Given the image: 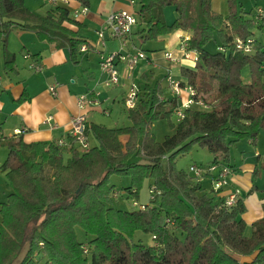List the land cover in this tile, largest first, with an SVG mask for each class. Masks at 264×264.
Wrapping results in <instances>:
<instances>
[{
  "label": "trees",
  "instance_id": "1",
  "mask_svg": "<svg viewBox=\"0 0 264 264\" xmlns=\"http://www.w3.org/2000/svg\"><path fill=\"white\" fill-rule=\"evenodd\" d=\"M72 1L89 5V0ZM228 6L223 16L213 11L211 0L137 3L133 31L138 28L141 42L183 31L189 33L188 49L197 53L195 63L180 69L178 81L206 108L184 110L174 133L163 141H156L151 123L170 122L178 100H160L158 84L146 86L148 98L126 110L129 125L87 124L89 142L91 137L95 141L87 152L67 151L57 143H27L21 135L0 136V147L7 151L0 170L9 191L0 202V264H264V216L246 236L239 198L226 207L220 192L207 190L175 167L176 158L195 145L211 154L207 165L229 167V149L242 139L255 145L264 131V44L255 36L264 29L255 9L264 6L255 4L251 12L238 8L236 0ZM166 7L175 10L170 24L163 16ZM13 27L67 45L74 63L84 43L78 36L80 24L67 7L54 6L40 15L29 12L24 0H0V53L8 72L14 66L6 50ZM236 40L250 41V53L238 50ZM211 41L217 44L215 53L206 50ZM111 176L129 179L121 191L135 202L150 181L152 198L147 204L138 202L143 210L113 206L123 193L110 185ZM76 228L91 237L87 243L77 240ZM137 232L150 236L153 244L135 239Z\"/></svg>",
  "mask_w": 264,
  "mask_h": 264
},
{
  "label": "crops",
  "instance_id": "2",
  "mask_svg": "<svg viewBox=\"0 0 264 264\" xmlns=\"http://www.w3.org/2000/svg\"><path fill=\"white\" fill-rule=\"evenodd\" d=\"M221 1L214 7V2L211 0V6L213 11L226 16L229 12V0ZM29 4H31L30 0H24V6L29 12L35 10L36 12L37 10L46 12L54 6H64L69 9L70 13L71 11L75 13L82 7L72 0H68L67 4L61 0H54V4L47 0H41L40 9H32ZM95 4L96 7L89 4L87 14L79 15L76 19L80 24L79 39L84 41L76 56V63L71 61L67 45L58 46L55 42H48L39 38L34 31L25 30L22 27L11 29L7 37L6 50L14 57L13 71L8 72L2 68L3 57L0 53V136L12 137L15 136L16 131L24 130L21 136L27 143L58 144L59 141H63L67 143L63 146L67 151L71 149L79 151L77 146L71 148V144L68 145L71 143L68 135L71 119L80 114L77 106V98L80 95L97 100L99 103L98 106H91L87 111L88 124L102 125L94 120L99 115L110 114L112 106L118 105L126 114L123 100L131 82L122 75V65H117L121 74L119 83L112 87L105 85L107 76L101 73L99 68L101 57L116 52L120 43L111 39L106 33L105 50H101L97 42V31L105 23L109 14L119 11L133 13L135 8L128 0H97ZM240 5L243 7L242 3ZM257 6L261 5L257 4ZM163 16L167 24L173 21L168 22L171 18L168 10H165V13L163 11ZM67 26L73 31L77 30L72 25ZM137 30L136 27L127 40L125 51L132 52L134 49H139L137 43H143L136 35ZM262 34H264V29L255 32L258 39ZM181 36H189V33L175 31L158 38L155 42V45L158 46L157 51L146 53L147 59L135 67L131 80L138 86L139 95H142L139 96L138 102L148 98V91L145 87L152 88L155 84H158L163 91V95L159 97L160 100L175 97L168 88L167 73L175 80H179L181 79L180 69L191 66L190 62L180 61L182 54L178 49V41ZM165 52H170L178 62L167 61L164 57ZM32 63L40 66L41 70L39 72L30 70L29 66ZM162 79L166 86H163ZM52 85H56V96H51L48 92ZM166 91H169V95ZM49 118L51 119L48 120ZM7 124L13 132L10 136L2 133L4 125ZM248 142L250 143L249 140ZM65 157L68 155L66 154ZM232 163L233 165L228 164L231 172L227 176V185L222 189L220 196L226 197L232 190L239 191V199L245 208L241 218L248 228L264 216V157L259 151H256L253 157L243 158L238 166L234 161ZM210 180V178L198 179L202 185L204 181L208 182L209 185L204 186L207 190L211 188ZM8 193L9 191L6 189L4 201ZM145 200V195H139L138 202L140 204H145Z\"/></svg>",
  "mask_w": 264,
  "mask_h": 264
},
{
  "label": "built area",
  "instance_id": "3",
  "mask_svg": "<svg viewBox=\"0 0 264 264\" xmlns=\"http://www.w3.org/2000/svg\"><path fill=\"white\" fill-rule=\"evenodd\" d=\"M49 3L54 4V0H47ZM64 4H67L68 0H61ZM88 10L86 7H81L79 11H76V15H85ZM256 19L258 21H264V9L256 8L255 9ZM137 25L136 16L133 13H128L124 11L113 12L109 14L106 18L105 23L97 31V42L101 50H105V34L107 33L109 37L113 40H117L120 43L119 49L116 52L110 53L108 56L101 57L99 68L101 73L107 76L105 85L107 87L115 86L119 83V78L121 74L117 69V65H122V75L130 81V86L127 91V94L123 100V105L126 110H133L136 108L138 103V86L131 80L132 73L135 67L141 62L145 61L146 54L141 49H134L132 52L125 51L127 40L132 35L133 29ZM188 38L189 36H181L178 41V49L182 54L180 61L195 63L197 61V53L195 51L188 49ZM250 41L246 44L241 40H236V48L240 51L250 53ZM164 57L169 62H178L170 52H165ZM29 69L33 72H39L41 70L40 66L32 63L29 66ZM166 82L168 88L177 98V105L173 110V117L176 122H179L183 119L184 110L191 107H199L201 109L206 108L204 103L201 100H194L192 95L194 94L192 89L189 87H180L178 80H175L169 73L166 75ZM186 91L189 94V99L186 102H180L181 90ZM48 92L51 96H56V85L49 87ZM99 103L97 100L89 99L85 95H80L77 98V106L80 110V114L74 116L70 121V131L69 139L72 146H77L80 152H87L90 149L89 138L86 133L87 128V111L91 106H98ZM49 118L48 120H50ZM24 133V130H19L15 132V136L21 135ZM67 143L63 141L58 142V146H64ZM69 145V144H68ZM231 170L227 166H222L218 164H209L204 167L197 165H190L188 167L187 173L194 178L201 179L205 175L210 177L211 188L215 192H220L227 185V176L230 174ZM150 195V192H149ZM152 198V197H149ZM239 198V191L232 190L226 197H224V205L226 207L234 206L236 201ZM131 207L134 209L143 210V205H140L138 202L132 201ZM84 252H86L84 250Z\"/></svg>",
  "mask_w": 264,
  "mask_h": 264
},
{
  "label": "rangeland",
  "instance_id": "4",
  "mask_svg": "<svg viewBox=\"0 0 264 264\" xmlns=\"http://www.w3.org/2000/svg\"><path fill=\"white\" fill-rule=\"evenodd\" d=\"M28 1V0H27ZM41 0H30L29 6L32 9H40L39 3ZM139 0H128V2L134 6V8L137 7V3ZM238 3V8H239V3L243 4L244 7V11L246 12H251L254 11V4H258L261 6H264V0H236ZM97 0H89V4L92 7H96V3ZM213 5L214 7L217 6L220 2H222L221 0H213ZM165 10H168L171 14V18L170 20H168V22H171L172 20L175 19L176 15H175V10L173 7H166L164 9V13ZM36 12V10L34 11ZM38 14H44L45 11L44 10H37ZM71 16L72 18H74L75 20L78 19L77 17H79V15H76L73 11H71ZM156 41H151V42H145V43H137L139 49H141L142 51L146 53H150L153 51H157L158 46L155 45ZM259 42L261 44H264V34H262V36L259 39ZM216 48H217V44L214 41L209 42V44H207L206 46V50L210 53H215L216 52ZM20 58L22 59V55L20 56ZM248 74V70H245L243 72L244 77L246 78ZM163 80V79H162ZM163 86H166V83L163 80ZM140 92V91H139ZM142 92V91H141ZM144 92V90H143ZM167 95H169V91H166ZM181 97H180V102H186L189 99V94L184 91L183 89L181 90ZM138 96H142L139 95ZM145 96V94L143 93V97ZM99 115V114H98ZM93 121V120H92ZM96 123H101L102 125L108 127V128H115V127H123V126H127L129 125V121L127 119L126 114H124V112L122 111V108H120L118 105L117 106H112L111 107V111L110 114H108L107 116L102 114L96 117V120H94ZM176 124V121L174 119V117L172 116V118L170 119V122L168 120H156L153 121L151 123L150 126V132L154 135L155 139L157 142H161L164 140V138L166 136H170L174 133V125ZM2 133L5 134L6 136H10L13 134V132H11V127L7 124L4 125L3 129H2ZM90 143L91 145H95V141L92 139H90ZM256 151H259L262 154V157H264V131H261L257 137L256 143L255 145L250 144L248 142V140L242 139L240 141H238L234 146H232L229 149V163L231 165H233V161L235 163L236 166H238L243 158H249V157H253L254 153ZM7 155H6V148L5 147H0V167L3 164V162L5 161ZM212 159L211 154L202 147H198L197 145L192 146L189 151L187 153L181 154L179 155L176 160H175V167L179 170H182L184 172L188 171V167L190 165H197V166H202L204 167L205 165H207L208 163H210ZM194 177V176H193ZM204 178V177H203ZM109 183L110 185L114 186L115 192H121L123 193V200L121 197V195L119 196V199L117 201H114L113 206L115 208L121 209V210H132L134 208L131 207V202L134 201L133 197L128 196L127 200H126V194L121 191L123 188H126L129 184V179L128 178H124V177H117V176H111L109 179ZM149 185H150V181H146L143 184V187L141 189V191L139 192V195H145L146 196V203L147 204L149 202V196H148V190H149ZM209 184L207 181L203 182V186L207 187ZM6 183H5V174L3 172H1L0 170V201H4L5 199V195H6ZM76 232V238L80 243H87L88 240L91 238L87 235H85V233L80 229V228H76L75 229ZM251 233V228L248 227L245 230V235L249 236ZM141 239L142 242L145 245H152L153 241L151 239L150 236H146L140 232H137L135 234V239Z\"/></svg>",
  "mask_w": 264,
  "mask_h": 264
}]
</instances>
